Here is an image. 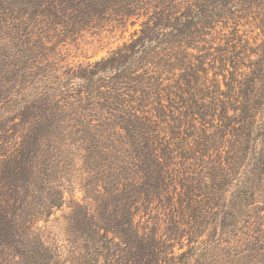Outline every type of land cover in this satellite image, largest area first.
Wrapping results in <instances>:
<instances>
[{
    "label": "rangeland",
    "instance_id": "rangeland-1",
    "mask_svg": "<svg viewBox=\"0 0 264 264\" xmlns=\"http://www.w3.org/2000/svg\"><path fill=\"white\" fill-rule=\"evenodd\" d=\"M222 1L19 0L34 11L19 9L20 19L3 22L0 58L4 52L22 58L41 53V62L12 90L11 83L0 85V156L22 142L21 128H12L10 119L26 102L67 87L69 106L80 94L82 104L97 103L99 126L70 135L61 148L53 185L59 206L38 221L36 233L60 256L59 264H87L95 253L102 264H136L135 249L119 242L118 230L131 222L140 224L143 246L150 245L160 264L264 262L256 240L242 252L218 242L225 222L248 220L257 232L264 227V137L243 121L252 109L241 110L246 95L238 87L258 58L263 34L248 23L254 13L245 9L217 21L209 10ZM26 61L11 64L17 70L33 66ZM260 101L253 104L264 112ZM120 104L125 111L113 109ZM124 118L135 123L134 131L115 126H126ZM85 133L113 147L99 145L103 156L96 157L95 149H86L90 141L81 139ZM135 137L143 150L148 147L151 166ZM98 232L107 234L104 244Z\"/></svg>",
    "mask_w": 264,
    "mask_h": 264
},
{
    "label": "trees",
    "instance_id": "trees-1",
    "mask_svg": "<svg viewBox=\"0 0 264 264\" xmlns=\"http://www.w3.org/2000/svg\"><path fill=\"white\" fill-rule=\"evenodd\" d=\"M232 1L223 0L216 10H209V13L212 11L219 18L216 19L217 21L225 20L229 12L234 15L243 12L245 9L246 14L254 13L248 19V23L254 24L255 28H260L263 38L257 46L258 49L254 51L258 58L251 63L249 66L251 68L250 73L243 80H240L238 87L244 89L242 93L246 95V100L242 101L241 110L244 111L243 108L252 109L247 119H243V121H247L248 123L250 121L252 132L254 130L261 131V135L264 137V112H260V106L255 107L253 104L254 98H260V105H264V0ZM54 4V1L51 2V6H54ZM19 9L30 13L35 8L33 9L30 5H23L19 0H0V30L3 29L4 23L20 19V15L17 14ZM252 9L254 10L252 11ZM21 15L22 19L26 14L22 12ZM238 18L243 19L245 17L240 14ZM20 38L17 35V39L20 40ZM27 41L29 40L25 39L24 43ZM14 51L17 52V50ZM12 54L14 53L4 52L0 58V73L5 70L0 85L6 83L9 86L8 83H11L10 89L24 83V77L29 72L27 70L35 69L41 62V57L39 56L41 53L38 55L39 57L33 58H29L27 55H23L22 58L17 53L12 57ZM30 59H33V62H30ZM25 61L33 63V66L27 64L17 70L11 64H15L16 62L24 64ZM126 81L127 78L116 80V82L124 86L128 84V81ZM66 89L67 87H58L51 90L48 99H43L41 102L40 100L26 102L25 106L10 119L11 123H13L12 128L14 125L19 129L21 128L22 142L20 141L19 146V141H17L14 148L5 150L4 156H0V159H7L0 166V264H59L60 256L55 254L50 247L46 246L36 233L39 229L38 221L42 215L50 214L54 207L59 206L60 190L53 185L56 183V179H59L60 165L64 159L59 153L61 148L70 139V135H77L85 131L87 133L88 127L97 128L100 122L96 116L98 113L95 112L96 102L89 100L87 105L82 104L81 102H84V99L82 98L83 94H80L77 96V103L76 100L72 102L75 105L77 104L78 108L73 104L69 106L68 98L72 95H69ZM90 96L93 97V94H90ZM111 100H113L112 97L107 99L106 107H110ZM126 108L125 105L120 104V106L113 109L125 111ZM18 118H20L19 121L16 120ZM94 120L97 124H93ZM123 120L126 126H122V124L116 121L115 126L127 131H134L135 123L126 118ZM144 125L147 126L148 124ZM86 133L82 135L81 139L84 141L88 139L90 141L86 149L89 153L95 149L96 157H99V155L103 156V152L99 150V145L101 147L103 143H106L104 147H113V144H110L112 143L111 140H102L99 137L96 140H91V138L85 136ZM76 141L78 140L76 139ZM134 141L137 143L139 149H141L142 157L145 160V163L142 162V165L151 166L147 162L152 157L146 155L148 147L143 150L144 145L140 140L135 137ZM144 143L148 145V142L144 141ZM157 160L162 164L159 156ZM140 161L141 159L136 158V163ZM162 166L164 168V165ZM228 166L230 167V164ZM51 168L53 170L49 173ZM49 175L52 177L55 175L52 178L53 180L49 178ZM149 185H152V182ZM161 187L160 183H157V191ZM154 197V195L151 199L149 197L148 201L155 199ZM215 199L218 198L215 197ZM136 203L139 204V201ZM242 221L225 222L218 239L219 244L221 246L228 244L239 250V252H242L243 245L247 246L249 245L248 241L256 240L258 254H261L264 259V227L261 228L260 232H257L250 229L251 222L248 220ZM134 223L131 222V227L124 226L118 230L119 242L127 246V248L129 246L132 247L135 249V254H139V256L137 254V258L134 259L133 263L152 264L157 253L154 250L152 251V249H148L150 245L145 244L143 246L144 242L147 241L146 234L143 232L140 224ZM228 226L232 227L230 232L227 230ZM98 228H103L108 232L115 231L113 230L115 228L111 229V227L100 223L98 224ZM98 235L101 237L98 242L100 241L104 244L107 234L102 235L98 232ZM96 248L99 249V246H96ZM95 255L97 256V253ZM96 256L93 254L87 264H102L99 256H97L98 258ZM160 261H162L160 257L156 256L153 264H160ZM259 262L261 264V260H258V264ZM116 264H119V262ZM127 264L130 263L127 261Z\"/></svg>",
    "mask_w": 264,
    "mask_h": 264
}]
</instances>
